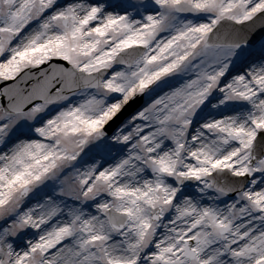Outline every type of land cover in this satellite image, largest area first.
Instances as JSON below:
<instances>
[{
  "label": "snow or ice",
  "instance_id": "obj_1",
  "mask_svg": "<svg viewBox=\"0 0 264 264\" xmlns=\"http://www.w3.org/2000/svg\"><path fill=\"white\" fill-rule=\"evenodd\" d=\"M0 264H264V0H0Z\"/></svg>",
  "mask_w": 264,
  "mask_h": 264
}]
</instances>
